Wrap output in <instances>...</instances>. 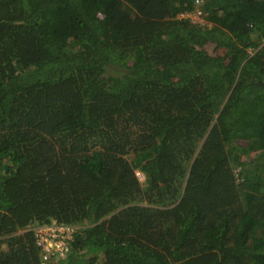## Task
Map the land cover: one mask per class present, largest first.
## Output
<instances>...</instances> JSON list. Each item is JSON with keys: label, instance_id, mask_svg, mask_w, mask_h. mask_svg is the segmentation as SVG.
I'll list each match as a JSON object with an SVG mask.
<instances>
[{"label": "trees", "instance_id": "1", "mask_svg": "<svg viewBox=\"0 0 264 264\" xmlns=\"http://www.w3.org/2000/svg\"><path fill=\"white\" fill-rule=\"evenodd\" d=\"M262 43L264 0H0V264H264Z\"/></svg>", "mask_w": 264, "mask_h": 264}, {"label": "built area", "instance_id": "2", "mask_svg": "<svg viewBox=\"0 0 264 264\" xmlns=\"http://www.w3.org/2000/svg\"><path fill=\"white\" fill-rule=\"evenodd\" d=\"M136 176L140 179L141 173L136 172ZM29 231L33 235L34 246L42 264L55 263L66 258L69 252V243L73 234H76L74 227L55 222L35 224Z\"/></svg>", "mask_w": 264, "mask_h": 264}, {"label": "rangeland", "instance_id": "3", "mask_svg": "<svg viewBox=\"0 0 264 264\" xmlns=\"http://www.w3.org/2000/svg\"><path fill=\"white\" fill-rule=\"evenodd\" d=\"M180 18H188L193 23H198V24H202L206 27H210V24L205 19V13H203V11L201 9V3L196 5L195 12H193L191 14L181 15ZM263 45H264V43L261 44V46H263ZM136 172H140V171L135 170V176H136ZM248 172H251V169L241 168V167L234 168L235 177H238V174H247ZM136 178H137V176H136ZM140 179H138V181L141 183V186L144 187L145 175L143 173H141ZM239 180H241V179L239 178ZM239 180H237V182ZM251 180H253V179L251 178ZM245 196H246V193L241 195V199H242L243 204H245V200H244ZM32 226H34V224H32L31 226L26 228L24 231H20V232L15 233L11 236H18V235L22 234L23 232L28 231ZM8 237H10V236H6L5 238H8ZM7 250H8V241H6L5 243H0V253L6 252Z\"/></svg>", "mask_w": 264, "mask_h": 264}]
</instances>
